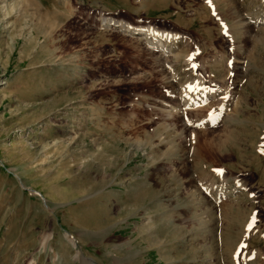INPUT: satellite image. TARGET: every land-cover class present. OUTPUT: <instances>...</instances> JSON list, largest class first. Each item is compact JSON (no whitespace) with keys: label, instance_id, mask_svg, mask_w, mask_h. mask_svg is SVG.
<instances>
[{"label":"rangeland","instance_id":"obj_1","mask_svg":"<svg viewBox=\"0 0 264 264\" xmlns=\"http://www.w3.org/2000/svg\"><path fill=\"white\" fill-rule=\"evenodd\" d=\"M263 2L0 0V264H264Z\"/></svg>","mask_w":264,"mask_h":264},{"label":"bare ground","instance_id":"obj_2","mask_svg":"<svg viewBox=\"0 0 264 264\" xmlns=\"http://www.w3.org/2000/svg\"><path fill=\"white\" fill-rule=\"evenodd\" d=\"M263 1H264V0H263ZM263 3H264V2H263ZM263 6H264V4H263ZM263 11H264V10H263ZM256 20H257V19H256ZM109 21H110V23L113 22L112 20H109ZM258 22H259V21H257V23H258ZM262 23H263V22H262ZM113 24H114V23H113ZM253 24H254V23H253ZM255 25H257V24H256V21H255ZM260 25H261V24H260ZM262 26H263V25H262ZM121 27L125 28L126 31H127V30H131L132 33H135V34H136V33H137V34H140V33H141L140 31L137 32V29H136L135 27H130V26L125 25V24H121ZM254 27H255V26H254ZM256 27H257V26H256ZM256 27H255V28H256ZM263 27H264V26H263ZM263 27H262V28H263ZM257 28H258V27H257ZM259 28H260V27H259ZM139 29L142 30V31L144 30V29H142V28H139ZM256 31H257V29H256ZM259 31H262V30L260 29ZM257 32H258V31H257ZM262 32H263V31H262ZM254 33H256V32H254ZM259 33H260V32H259ZM148 34H149V32L147 33V35H148ZM256 34H257V33H256ZM262 35H264V34H262ZM143 36H144V35H143ZM155 36H156V35H155ZM138 37H139V36H138ZM163 37H164V36H163ZM138 39H139V38H138ZM144 39H145V37H141V40H144ZM139 40H140V39H139ZM161 42H162V41H161ZM157 43H158V44H157V48L162 47V45L160 44V42H157ZM159 44H160V45H159ZM170 46H171V45H170ZM186 78H187V77H186ZM201 85H202V84H201ZM201 85H200V86L197 85V86H199V87L201 88ZM191 86H192V85H191ZM197 86H195V87H197ZM184 87H185V86H184ZM186 87H187V86H186ZM193 87H194V86H193ZM193 87H192L191 89H193ZM195 87H194V89H195ZM182 88H183V87H182ZM187 88H189V86H188ZM187 88H186V89H187ZM206 89H207V88H206ZM206 89H205L204 91H203V89H202V91H201L202 94H201V92L199 93V95H200V94H201V95L197 97V100L194 99L195 101H194V100H193V101L191 100L192 102H189L188 106H190V108H191V109H189V110H195L196 107L198 108L199 103H201V104L203 103V104H204V102H206L205 100L207 99L208 95H209V94H212L211 91H210V92H209V91L206 92ZM187 90H188V89H187ZM198 90H200V89H198ZM207 90H208V89H207ZM182 91H183V90H182ZM184 91H185V90H184ZM187 92H188V93L185 92L186 95L189 94L190 90H188ZM192 92H195V91H192ZM181 93H182V92H181ZM185 93H184V94H185ZM190 93H191V92H190ZM197 93H198V91H197ZM195 94H196V93H195ZM180 95H181V94H180ZM189 95H190V94H189ZM196 95H197V94H196ZM192 96H193V95H192ZM211 96H213V94H212ZM185 97H186V96H185ZM215 97H216V96H214V98H215ZM182 98H183V97H182ZM193 98H195V97H193ZM183 99H184V98H183ZM185 99H186V98H185ZM188 99H191V98L188 97ZM188 99H187V100H188ZM208 99H209V98H208ZM189 101H190V100H189ZM207 101H209V100H207ZM208 103H209V102H208ZM201 104H200V105H201ZM225 106L228 107L227 104H224V105H223V112L221 113V116H222L224 113H226L227 111H229L228 108H225ZM203 107H204V106H203ZM233 112H234V111H233ZM233 116H234V117H233ZM223 117H224V115H223ZM233 118H235V115H234L233 113H228V112H227V114H226V118L224 119V125H225L226 127H228L229 124H230V122L232 121ZM218 178H219V177H218ZM235 187H236V186H235ZM205 188H206V187H205ZM237 189H238V190H244V189L246 190L245 186L242 185V184H238V185H237ZM222 190L224 191L223 188H222ZM220 191H221V190H220ZM223 191H221L220 193H218V192L216 191V193H218L219 195L222 193L223 195H221V196H217L216 193H215V195L213 194L214 196H212V198H213V197H216V198H213V199H214V202L218 203L217 205H218L219 208L221 207V206H220L221 204L219 203L220 200L223 199V198H225L226 195H228L227 192H225V193H226V194H225ZM210 193H214V192H210V191H209V195H210ZM231 193H233V192H231ZM231 193H229V194H231ZM217 197H218V198H217ZM213 199H212V200H213ZM216 203H215V204H216ZM216 208H217V206H216ZM220 209H221V208H220ZM81 261H82V262H81L82 264H93V261H92V260H89V259H86V258H81Z\"/></svg>","mask_w":264,"mask_h":264},{"label":"water","instance_id":"obj_3","mask_svg":"<svg viewBox=\"0 0 264 264\" xmlns=\"http://www.w3.org/2000/svg\"><path fill=\"white\" fill-rule=\"evenodd\" d=\"M137 34V33H136Z\"/></svg>","mask_w":264,"mask_h":264}]
</instances>
